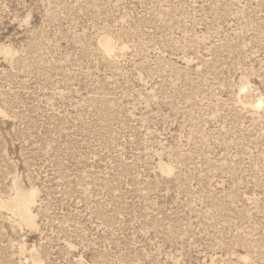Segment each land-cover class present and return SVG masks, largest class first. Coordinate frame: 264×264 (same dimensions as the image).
<instances>
[{
	"label": "rangeland",
	"instance_id": "374dc122",
	"mask_svg": "<svg viewBox=\"0 0 264 264\" xmlns=\"http://www.w3.org/2000/svg\"><path fill=\"white\" fill-rule=\"evenodd\" d=\"M17 188L0 264H264V0H0Z\"/></svg>",
	"mask_w": 264,
	"mask_h": 264
},
{
	"label": "bare ground",
	"instance_id": "6f19581e",
	"mask_svg": "<svg viewBox=\"0 0 264 264\" xmlns=\"http://www.w3.org/2000/svg\"><path fill=\"white\" fill-rule=\"evenodd\" d=\"M111 43L108 40L104 41V48L106 51L111 49ZM18 190V188H17ZM26 191V190H25ZM34 192L27 193L18 190L13 198L6 199L5 201H0V208L5 209L13 214H15L19 221L25 225H34L33 215L30 211V206L33 203ZM32 264H40L39 260H35Z\"/></svg>",
	"mask_w": 264,
	"mask_h": 264
}]
</instances>
